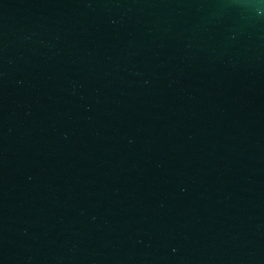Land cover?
Returning <instances> with one entry per match:
<instances>
[{
  "label": "water",
  "instance_id": "water-1",
  "mask_svg": "<svg viewBox=\"0 0 264 264\" xmlns=\"http://www.w3.org/2000/svg\"><path fill=\"white\" fill-rule=\"evenodd\" d=\"M0 264H264V0H0Z\"/></svg>",
  "mask_w": 264,
  "mask_h": 264
}]
</instances>
